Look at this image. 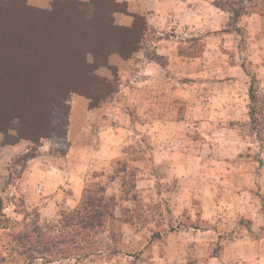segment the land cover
<instances>
[{"label": "clouds", "instance_id": "9594fccd", "mask_svg": "<svg viewBox=\"0 0 264 264\" xmlns=\"http://www.w3.org/2000/svg\"><path fill=\"white\" fill-rule=\"evenodd\" d=\"M58 3L103 83L67 89L64 136L0 131V264H264V0ZM101 15L142 20L126 57Z\"/></svg>", "mask_w": 264, "mask_h": 264}, {"label": "trees", "instance_id": "16d2710c", "mask_svg": "<svg viewBox=\"0 0 264 264\" xmlns=\"http://www.w3.org/2000/svg\"><path fill=\"white\" fill-rule=\"evenodd\" d=\"M76 11L75 4H53L48 14L41 8L24 7L22 0L0 3V131L6 130L14 116L21 119V135L51 134L52 114L61 105L68 88H76L87 96L91 83V67H84L80 51L95 41L85 39L87 33L68 16L65 8ZM102 12L104 6L100 5ZM137 20L133 30L113 29L103 15L96 18L95 30L104 44L116 41L121 55L134 50L143 22ZM101 49L96 54H101ZM106 61V55L103 57ZM92 219H95L93 217ZM85 228L92 227L85 220ZM67 241L72 236L68 234Z\"/></svg>", "mask_w": 264, "mask_h": 264}, {"label": "rangeland", "instance_id": "374dc122", "mask_svg": "<svg viewBox=\"0 0 264 264\" xmlns=\"http://www.w3.org/2000/svg\"><path fill=\"white\" fill-rule=\"evenodd\" d=\"M140 23H142V22L139 21L138 26ZM113 71H115V69H113ZM96 82L97 83H103L102 81H96ZM105 87H107V86L105 85ZM98 100H99V97L95 98L94 103L92 105H90L89 107L91 108V107L95 106L96 103H98ZM58 109H60V111H57V112L54 111L52 114L51 134L55 133L58 136H64V135H66L65 125L63 123L65 115L70 117L68 122L71 123L73 120L78 119L79 109H76L75 111H70L69 109L64 108L62 106V104L58 107ZM57 120H60L62 123H55V121H57Z\"/></svg>", "mask_w": 264, "mask_h": 264}, {"label": "crops", "instance_id": "0c3cea01", "mask_svg": "<svg viewBox=\"0 0 264 264\" xmlns=\"http://www.w3.org/2000/svg\"><path fill=\"white\" fill-rule=\"evenodd\" d=\"M43 3V0H35L34 6L36 8H41L40 5Z\"/></svg>", "mask_w": 264, "mask_h": 264}]
</instances>
